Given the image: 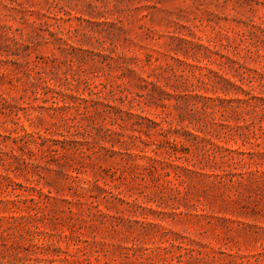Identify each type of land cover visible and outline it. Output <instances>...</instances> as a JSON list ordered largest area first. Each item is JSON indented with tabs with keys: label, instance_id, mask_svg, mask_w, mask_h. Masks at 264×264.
<instances>
[{
	"label": "rangeland",
	"instance_id": "374dc122",
	"mask_svg": "<svg viewBox=\"0 0 264 264\" xmlns=\"http://www.w3.org/2000/svg\"><path fill=\"white\" fill-rule=\"evenodd\" d=\"M0 264H264V0H0Z\"/></svg>",
	"mask_w": 264,
	"mask_h": 264
},
{
	"label": "trees",
	"instance_id": "16d2710c",
	"mask_svg": "<svg viewBox=\"0 0 264 264\" xmlns=\"http://www.w3.org/2000/svg\"><path fill=\"white\" fill-rule=\"evenodd\" d=\"M116 134H117V131H115V132L113 133V136L116 135Z\"/></svg>",
	"mask_w": 264,
	"mask_h": 264
}]
</instances>
